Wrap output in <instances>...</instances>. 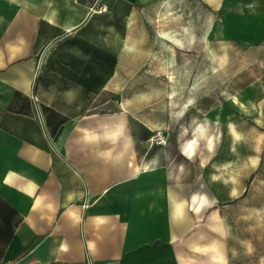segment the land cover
I'll return each mask as SVG.
<instances>
[{"label":"crops","instance_id":"0c3cea01","mask_svg":"<svg viewBox=\"0 0 264 264\" xmlns=\"http://www.w3.org/2000/svg\"><path fill=\"white\" fill-rule=\"evenodd\" d=\"M164 1L0 0V264H228L194 129L129 95L134 19Z\"/></svg>","mask_w":264,"mask_h":264},{"label":"rangeland","instance_id":"374dc122","mask_svg":"<svg viewBox=\"0 0 264 264\" xmlns=\"http://www.w3.org/2000/svg\"><path fill=\"white\" fill-rule=\"evenodd\" d=\"M188 1L189 7L165 0L134 19L125 61L141 88L129 95L135 104L153 99L174 120H188L194 129L188 169L210 179L211 208L226 227L227 263L264 264V24L252 25L256 0H226L221 7L218 0ZM166 3L179 14L159 22ZM160 27L183 32L180 42L170 39L173 69Z\"/></svg>","mask_w":264,"mask_h":264},{"label":"bare ground","instance_id":"6f19581e","mask_svg":"<svg viewBox=\"0 0 264 264\" xmlns=\"http://www.w3.org/2000/svg\"><path fill=\"white\" fill-rule=\"evenodd\" d=\"M164 7V6H163ZM173 10H172V7H166L165 9H164V14L165 13H171ZM175 11V10H174ZM173 14V13H172ZM167 17V16H166ZM169 17V16H168ZM185 27V26H184ZM173 31V30H172ZM182 32V31H181ZM163 34L165 35V33L163 32ZM164 37V36H163ZM172 38V40L173 41H178V42H180L179 40H178V38L177 37H171ZM172 52H173V49H172ZM171 58V57H170ZM174 58V56H173V54H172V59ZM175 61V60H174ZM173 61V62H174ZM171 62V61H170ZM169 63V62H168ZM171 64H172V62H171ZM174 64V63H173ZM169 66V65H168ZM170 77V81H172V82H176V79H175V77L173 76V75H170L169 76ZM170 97H171V99H172V103L173 104H175L176 105V97H177V94H176V88L173 86V84L171 85V90H170ZM218 115V114H217ZM217 117V116H216ZM190 143V142H189Z\"/></svg>","mask_w":264,"mask_h":264},{"label":"built area","instance_id":"2783aa9c","mask_svg":"<svg viewBox=\"0 0 264 264\" xmlns=\"http://www.w3.org/2000/svg\"><path fill=\"white\" fill-rule=\"evenodd\" d=\"M166 142H167V138H166V136L162 135L161 129L151 130V133L147 137V143L149 145L166 144Z\"/></svg>","mask_w":264,"mask_h":264}]
</instances>
